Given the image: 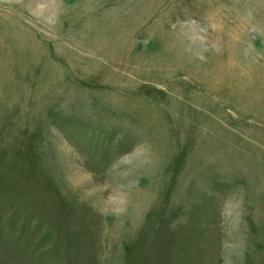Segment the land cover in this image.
Instances as JSON below:
<instances>
[{
	"label": "rangeland",
	"instance_id": "374dc122",
	"mask_svg": "<svg viewBox=\"0 0 264 264\" xmlns=\"http://www.w3.org/2000/svg\"><path fill=\"white\" fill-rule=\"evenodd\" d=\"M0 264H264V0H0Z\"/></svg>",
	"mask_w": 264,
	"mask_h": 264
}]
</instances>
